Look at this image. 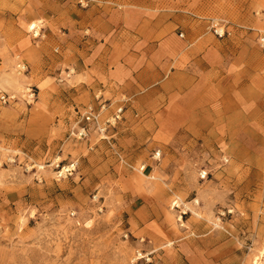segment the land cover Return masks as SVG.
I'll list each match as a JSON object with an SVG mask.
<instances>
[{
    "label": "rangeland",
    "instance_id": "1",
    "mask_svg": "<svg viewBox=\"0 0 264 264\" xmlns=\"http://www.w3.org/2000/svg\"><path fill=\"white\" fill-rule=\"evenodd\" d=\"M262 37L264 0H0V264H264Z\"/></svg>",
    "mask_w": 264,
    "mask_h": 264
},
{
    "label": "built area",
    "instance_id": "2",
    "mask_svg": "<svg viewBox=\"0 0 264 264\" xmlns=\"http://www.w3.org/2000/svg\"><path fill=\"white\" fill-rule=\"evenodd\" d=\"M225 32L226 31L224 30L223 26L215 25L213 28V34L218 37H222L223 35H225ZM259 43L262 47H264V37L260 38ZM103 109H104V105L97 112L95 109L92 108V106H89L85 110V112L81 115V120L79 121L80 125L74 128L71 131V134L77 139H87L90 134V131H92L94 128L96 132H98L99 134L105 133V126L106 125L108 127L111 126L112 123L115 122L117 118H119L120 113L123 110V107H119L118 109H116L113 115L109 119H107L105 123L99 125L100 124L98 119L99 113ZM156 156H159V154L156 153ZM226 161L227 159H224V162ZM67 170H69V168ZM206 177H207V172L204 171L203 173L200 174L201 179H205Z\"/></svg>",
    "mask_w": 264,
    "mask_h": 264
},
{
    "label": "bare ground",
    "instance_id": "3",
    "mask_svg": "<svg viewBox=\"0 0 264 264\" xmlns=\"http://www.w3.org/2000/svg\"><path fill=\"white\" fill-rule=\"evenodd\" d=\"M27 27H28L29 30H33V29H36L37 25L34 22H31V23L28 24ZM183 205L185 207L187 206L186 204H183ZM254 264H259V263L257 262V260H255V263Z\"/></svg>",
    "mask_w": 264,
    "mask_h": 264
}]
</instances>
